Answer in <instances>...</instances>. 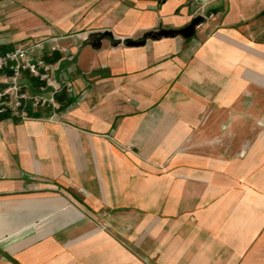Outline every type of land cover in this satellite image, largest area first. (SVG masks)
Listing matches in <instances>:
<instances>
[{"label":"crops","instance_id":"crops-1","mask_svg":"<svg viewBox=\"0 0 264 264\" xmlns=\"http://www.w3.org/2000/svg\"><path fill=\"white\" fill-rule=\"evenodd\" d=\"M40 41L73 90L0 120V264H264V0H0V54Z\"/></svg>","mask_w":264,"mask_h":264},{"label":"built area","instance_id":"built-area-1","mask_svg":"<svg viewBox=\"0 0 264 264\" xmlns=\"http://www.w3.org/2000/svg\"><path fill=\"white\" fill-rule=\"evenodd\" d=\"M208 4L198 8V17L203 21L197 28L215 16L207 12ZM45 48L46 41H40L0 54V120L25 123L33 119V111L40 110L47 120L59 121L61 104L57 95L63 89H73L66 81L58 80L57 63L40 57ZM34 83L38 85L35 90Z\"/></svg>","mask_w":264,"mask_h":264},{"label":"water","instance_id":"water-1","mask_svg":"<svg viewBox=\"0 0 264 264\" xmlns=\"http://www.w3.org/2000/svg\"><path fill=\"white\" fill-rule=\"evenodd\" d=\"M203 21L202 17L195 18L192 23L184 29L181 30H158L156 32H149L143 36L140 40H128L127 45L129 47H139L143 46L148 39H159L163 37H176L182 36L186 39L192 38L196 34L197 26Z\"/></svg>","mask_w":264,"mask_h":264},{"label":"rangeland","instance_id":"rangeland-1","mask_svg":"<svg viewBox=\"0 0 264 264\" xmlns=\"http://www.w3.org/2000/svg\"><path fill=\"white\" fill-rule=\"evenodd\" d=\"M264 104H261L263 106ZM257 111L251 112L250 116L243 117L240 121L239 119H236L232 124L228 125L227 132L225 133V140L227 143L229 142V138H233L234 140L242 139L246 136H253L254 133V124L256 125V116ZM259 128H261L260 133L263 132L264 124L259 125ZM264 133V132H263Z\"/></svg>","mask_w":264,"mask_h":264}]
</instances>
